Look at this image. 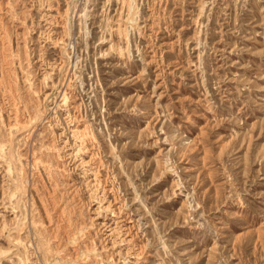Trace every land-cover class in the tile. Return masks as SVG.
Returning <instances> with one entry per match:
<instances>
[{
	"label": "rangeland",
	"instance_id": "374dc122",
	"mask_svg": "<svg viewBox=\"0 0 264 264\" xmlns=\"http://www.w3.org/2000/svg\"><path fill=\"white\" fill-rule=\"evenodd\" d=\"M30 216L48 264H264V0H0V264Z\"/></svg>",
	"mask_w": 264,
	"mask_h": 264
},
{
	"label": "bare ground",
	"instance_id": "6f19581e",
	"mask_svg": "<svg viewBox=\"0 0 264 264\" xmlns=\"http://www.w3.org/2000/svg\"><path fill=\"white\" fill-rule=\"evenodd\" d=\"M130 12V11H129ZM39 109V108H38ZM37 112V111H36ZM38 113V112H37ZM41 113V112H40ZM13 114H14V112H13ZM14 115H16V112H15V114ZM35 115H36V113H35ZM34 115V116H35ZM42 115V114H41ZM40 116V115H39ZM37 117H38V115H37ZM14 118H16V117H14ZM33 119H36L35 117L33 118ZM18 121V120H17ZM27 122H29V121H27ZM31 122V121H30ZM34 123V122H33ZM24 124V123H23ZM21 125V124H20ZM25 125H26V123H25ZM24 125V126H25ZM21 127V126H20ZM7 134V133H6ZM10 134H11V132H10ZM8 137V136H7ZM11 138V137H10ZM3 142H5V141H3ZM2 142V143H3ZM8 142V141H7ZM7 142H5V143H7ZM1 143V144H2ZM6 146H7V144H6ZM3 147V146H2ZM7 148V147H6ZM7 150H8V148H7ZM2 153V152H1ZM13 153V152H12ZM5 154V153H4ZM6 155V154H5ZM13 155V154H12ZM49 155V154H48ZM52 156V155H51ZM50 156V157H51ZM11 157H13V156H11ZM8 159V158H7ZM9 160V159H8ZM13 160V159H12ZM47 160V159H46ZM53 161H55V160H52V162ZM11 162V161H10ZM55 162H57V161H55ZM49 164V163H48ZM12 165V164H11ZM13 166V168L14 167H17V166H15V165H12ZM45 167H46V165H44ZM51 166V165H50ZM54 166H56V165H54ZM7 167V166H6ZM56 168V167H55ZM21 169V168H20ZM47 169V168H46ZM54 169V168H53ZM48 170V169H47ZM48 174V173H47ZM14 175H16V173H14ZM51 175V174H50ZM60 176V175H59ZM52 177H53V175H52ZM12 179V178H11ZM16 179V178H15ZM54 179V178H53ZM52 179V180H53ZM12 181V180H11ZM15 180H13V182H14ZM16 182V181H15ZM22 182H24V181H22ZM19 184V183H18ZM23 184V183H22ZM14 185H16V183L14 184ZM93 185V184H92ZM13 186V185H12ZM15 186H13V188H14ZM19 187V186H18ZM16 188V187H15ZM20 189V188H19ZM18 189V190H19ZM23 189H24V186H23ZM15 191V190H14ZM24 191V190H23ZM13 191H11V193H12ZM18 192V191H17ZM20 192H22V191H20ZM17 195V194H16ZM20 195V194H19ZM42 196V195H41ZM44 196V195H43ZM11 197V196H10ZM9 198V197H8ZM17 198H18V201H19V196L18 197H16V200H17ZM23 198H24V196H23ZM15 200V201H16ZM23 201L25 200L26 201V199H22ZM21 200V201H22ZM17 201V202H18ZM22 201V202H23ZM27 201H28V199H27ZM21 202V203H22ZM16 203V202H15ZM15 205V204H14ZM19 205H21V204H19ZM16 207V206H15ZM19 207V206H18ZM21 207H23V205L21 206ZM18 209V208H17ZM63 209V208H62ZM18 211V210H17ZM36 211V210H35ZM47 211H48V209H47ZM19 212V211H18ZM17 212V213H18ZM21 212V211H20ZM48 212H50V211H48ZM62 213V212H61ZM29 214V213H28ZM48 214V213H47ZM50 214V213H49ZM59 214V213H58ZM22 215V214H21ZM26 215V214H25ZM24 215V216H25ZM35 215V214H34ZM17 216V215H16ZM23 216V217H24ZM33 216V215H32ZM28 217V216H27ZM27 217L25 216V218L27 219ZM36 217V216H35ZM32 218L31 216H30V218L28 219L29 220V222L31 223V224H33L34 226L32 227V228H30V229H26L27 231H26V233H25V235L24 236H22L21 235V237H13L14 239H16V242H19V244L21 243V242H23L24 240H25V242H23L26 246H27V248H28V246L29 247H32V245H34V248H35V250L34 251H32V252H34V253H36L37 252V250L39 249V250H41V253H40V255H38V253H37V255H36V258L34 259V262H35V264H48V262H47V260H48V256L49 255H51V254H53V253H55V252H57V249L59 248V247H61V242L59 241V239H58V242L57 243H55V244H53V245H50V243H49V240H50V238H52V237H54L55 236V234L58 232V228L56 229H50V228H48V229H40L39 227H37L36 226V222H38L37 220H36V218ZM49 217V216H48ZM52 217V216H51ZM51 217H49V218H51ZM55 217V216H54ZM18 219H19V217H18ZM17 219V220H18ZM21 219V218H20ZM24 219V218H23ZM53 219V218H52ZM56 220V219H55ZM23 221V220H22ZM7 222V221H6ZM21 223V222H20ZM26 223V222H25ZM24 223V224H25ZM22 224V223H21ZM41 224V223H40ZM57 224V223H56ZM55 224V225H56ZM16 225H17V223H16ZM27 226V225H26ZM16 227V226H15ZM20 229L21 228H24V227H22V225H19L18 226ZM56 227H59V226H56ZM24 230V229H23ZM64 230V229H63ZM63 230H62V232H63ZM112 231L114 230V229H111ZM12 231V230H11ZM67 231V230H66ZM118 231V230H117ZM19 232V231H18ZM50 232V233H49ZM61 232V233H62ZM124 232V231H123ZM21 233V232H20ZM59 233V232H58ZM60 233V234H61ZM125 233V232H124ZM18 234V233H17ZM53 234V235H52ZM68 235V234H67ZM71 235V234H70ZM125 235V234H124ZM10 236H12V235H10ZM57 237V236H56ZM13 238L11 237V240H9L10 241V243H11V241H13ZM60 238V237H59ZM66 238V237H65ZM6 239V238H5ZM7 239H8V237H7ZM125 238H122L121 240H124ZM23 240V241H22ZM62 240V239H61ZM8 241V242H9ZM15 241V240H14ZM50 242H51V240H50ZM117 242V241H116ZM65 244V243H64ZM113 244H114V241H113V243H112V245H111V249H112V247H113ZM14 246V245H13ZM16 246V245H15ZM25 246V247H26ZM64 246V245H63ZM23 247V246H22ZM22 249V248H21ZM61 249V248H60ZM4 250H5V248H4ZM22 250H24V249H22ZM38 250V251H39ZM8 250H7V248H6V252H7ZM15 251V250H14ZM25 251V250H24ZM62 251H63V249H62ZM6 252H3V253H6ZM140 252V251H139ZM9 253H11V252H9ZM13 253V252H12ZM112 253V252H111ZM126 253H128V252H126ZM131 253V252H130ZM15 254V253H14ZM21 254V253H20ZM32 254V253H31ZM56 254H59L58 252L56 253ZM134 255L136 254V255H138V253H133ZM53 255H55V254H53ZM76 256V255H75ZM21 257H23V256H21ZM25 257V256H24ZM50 257V256H49ZM65 257V256H64ZM26 258V257H25ZM34 258V257H33ZM96 258V257H95ZM23 259V258H22ZM108 259V258H107ZM24 260V259H23ZM22 260V261H23ZM26 260V259H25ZM24 260V261H25ZM33 261V260H32ZM27 262V261H26ZM33 262V263H34ZM52 262V261H51ZM51 262H50V264H51ZM96 262H97V260H96ZM32 263V262H31ZM89 264V263H88ZM91 264H93V263H91Z\"/></svg>",
	"mask_w": 264,
	"mask_h": 264
}]
</instances>
